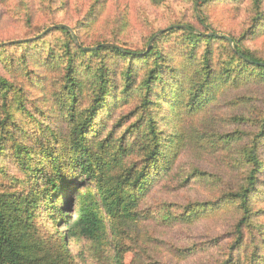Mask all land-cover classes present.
Instances as JSON below:
<instances>
[{"label": "rangeland", "instance_id": "obj_1", "mask_svg": "<svg viewBox=\"0 0 264 264\" xmlns=\"http://www.w3.org/2000/svg\"><path fill=\"white\" fill-rule=\"evenodd\" d=\"M203 1L0 0V78L16 87L0 97L1 136L12 133L21 141L18 128L25 127L24 143L40 153L37 126L52 124L69 133L74 121L87 117L96 90L91 84L77 91L71 108L66 104L60 109L67 103L64 79L70 64L83 80L92 79L99 68L113 80V98L107 97V108L96 118L101 128L95 140L102 142L105 153L110 147L129 150L121 154L123 168L143 167L146 149L152 147L147 130L150 118L155 120L150 125L168 136L173 131L168 103H180L172 118L180 135L178 156L169 172L152 176L151 170L150 191L136 209V222H124L115 235L122 264H250L255 252L252 264H264V213L260 212L264 211V171L257 175L250 226L241 235L239 206L228 201L254 169L244 158L252 147L264 167V73L246 76L248 70L239 71L231 53L237 44L264 62V19L255 21L254 0ZM259 8L264 12V0ZM58 26L68 28L72 40L54 31ZM175 26H191L199 34L221 39L193 44L182 32L161 36ZM22 41L30 43L17 45ZM100 45L140 55L154 46L162 54L163 69L173 67L175 83L191 79L202 69L207 50L214 73L232 72L213 87L209 103L201 108L188 96L159 97L157 87L156 92L147 93L156 104L144 110L143 81L151 58L130 60L110 50H97ZM79 47L96 53L83 55L76 51ZM127 69L132 71L131 81L124 76ZM163 74L169 76L164 70ZM51 108L54 111L49 114ZM53 114L52 121L46 120L45 115ZM5 167L0 177L11 182L18 169L14 164ZM114 175L112 185L118 181ZM9 191L21 193L20 185H12ZM44 209L34 213L27 230L52 247L56 231L64 232V226L55 231ZM240 237L241 243L234 248ZM67 247L74 264H114L113 245L110 252L84 238H73Z\"/></svg>", "mask_w": 264, "mask_h": 264}, {"label": "trees", "instance_id": "obj_2", "mask_svg": "<svg viewBox=\"0 0 264 264\" xmlns=\"http://www.w3.org/2000/svg\"><path fill=\"white\" fill-rule=\"evenodd\" d=\"M210 1L212 0L203 2ZM260 2L261 0H254L255 21L264 19V12H261L259 8ZM196 3L200 7L199 2ZM54 31L68 36L72 40L68 28L58 26L54 27ZM175 32H182L194 42L193 44L209 43L221 39L216 36L199 34L191 26L171 27L161 36ZM29 43L30 41H22L17 45ZM97 48L99 51L110 50L112 53L130 60H136L141 56L144 59L151 58L150 65L145 69L146 75L143 81L146 91L142 100L144 110L149 109L152 104H156V102H151L148 96L152 92H156L157 87H159V91H157L159 97L181 95L180 97L185 98L188 96L196 102L197 107L201 108L209 103L213 87L222 82L223 78H228L227 74L231 71L226 69L223 73H214L210 67L211 53L207 50L202 69L196 70L195 76L191 79L187 78L175 83L171 77L175 72L173 67L166 66V69H163L165 65L162 54L154 46H150L147 52L141 53L142 55L112 45H100ZM76 49L83 55L96 53L88 49L83 50L80 47ZM231 53L239 71L248 70L244 71L246 76L257 77L258 71L264 73V62L250 54L249 51L242 50L235 44V49ZM71 68L70 64L68 74L64 79L68 100L64 101L67 103L61 104L60 109L64 108L66 104L71 108L75 103L77 91L91 84L96 86L95 98L94 104L86 113V118L74 121L69 133H65L63 128H56L52 124L42 123V126H37L39 136H35V140L39 139V147L42 149L40 153H35L29 145L24 143L26 141L25 127H17L18 134L22 135L21 141L14 138L12 133L1 136L2 132H0V174L5 173L3 169H6L7 164H14L18 169L16 177L11 182H5L4 177H0V264H74L70 261L72 259L67 247L68 242L73 238H84L98 249L106 247L110 252L113 245L116 254L112 261L114 264H122L119 243L115 235L124 222H136V209L149 194L152 176H155L158 171L169 172L178 156L180 144L177 138L180 135L176 130L175 119L172 118L178 109L176 106L180 103L169 99L171 103H168V110H172L169 125L173 129L172 133L165 136L163 130L150 125L155 120L150 118L149 114L150 122L147 130L152 147L151 150L149 147L146 149L143 167L123 168L125 157L121 154L125 151L129 152V150L114 151V147H110L111 151L105 153L102 142L95 140L96 134L100 132L101 128V120L96 122V118L101 110L107 108V97L113 98L115 88L113 80L109 77L105 78L102 68L97 69L99 73L96 75L92 73V79L88 78L87 80L74 74ZM251 68L256 71H252L254 69ZM129 70L127 69V72L124 73L126 81H131L132 71ZM163 70L165 73L168 72L169 76L165 77ZM15 90V85L0 78V97H6ZM166 90L167 94H165ZM53 111L54 109L51 108L49 114ZM54 116V114L52 116L45 115V118L52 121ZM253 148L245 154L244 158L253 164L254 169L245 184L232 195L231 199H228L230 203L236 202L239 206L241 219L237 227L240 235L244 227L250 226V217L254 214L251 200L255 192L257 175L264 171L263 164L255 156ZM38 154H41L40 157ZM151 170L153 171L152 176ZM118 172L124 174L117 175ZM113 175L118 181L117 184L112 185L111 180L115 179ZM3 183H5L4 187ZM14 183L20 185L21 193L15 194L9 191L11 186L15 185ZM79 186H83L84 190L79 191ZM73 197L76 198L74 209H72ZM57 203H60L58 207ZM42 207L45 208L44 212L48 214V219L51 220L55 231L60 224L64 226V232L56 231L57 235L52 247L48 246V243L38 240L33 233L27 230L30 228L34 213ZM260 212L264 213V211ZM240 243L241 237L236 240L233 247L238 248L235 246H239ZM253 248L256 249V246ZM257 255L256 252L252 254L250 264L257 259ZM230 262L227 261L223 264H233L232 261Z\"/></svg>", "mask_w": 264, "mask_h": 264}, {"label": "water", "instance_id": "obj_3", "mask_svg": "<svg viewBox=\"0 0 264 264\" xmlns=\"http://www.w3.org/2000/svg\"><path fill=\"white\" fill-rule=\"evenodd\" d=\"M263 66H264V64H263Z\"/></svg>", "mask_w": 264, "mask_h": 264}]
</instances>
